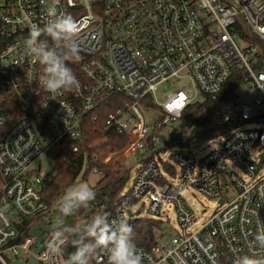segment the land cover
<instances>
[{
    "label": "built area",
    "instance_id": "1",
    "mask_svg": "<svg viewBox=\"0 0 264 264\" xmlns=\"http://www.w3.org/2000/svg\"><path fill=\"white\" fill-rule=\"evenodd\" d=\"M50 5L76 22L72 38L80 50L66 61L75 86L51 94L39 85L42 66L25 47L30 27L49 19ZM44 39L61 50L59 41ZM232 76L256 93L252 105L234 108L239 125L198 160L193 150L179 149L165 158L181 111L199 95L217 100ZM173 80L182 81V89L156 100L157 87ZM98 109L105 126L126 142L104 156L106 163L90 148L92 161L110 169L112 159L127 160L124 170L134 169L109 222L132 227L137 219H152L162 226L151 246L136 243L140 264H235L242 255L264 261V246L254 240L264 230V0H0V264L33 255L29 232L35 224L57 226L68 218L60 213V199L41 197L48 173L31 174L30 167L50 146L76 142L84 119L95 120ZM67 150L78 147L69 143ZM186 190L216 205L190 232L194 216ZM169 212L177 230L162 242ZM56 231L43 233L35 255L40 264H64L61 252L73 229L60 230L65 243L58 250ZM98 250L88 264H108L106 250Z\"/></svg>",
    "mask_w": 264,
    "mask_h": 264
},
{
    "label": "trees",
    "instance_id": "2",
    "mask_svg": "<svg viewBox=\"0 0 264 264\" xmlns=\"http://www.w3.org/2000/svg\"><path fill=\"white\" fill-rule=\"evenodd\" d=\"M236 87L237 81L233 77L222 86L221 96L217 100H211L206 96L201 101L197 100L190 103L181 111V116L174 126L170 127V136L166 144H170L173 149L191 151L206 144L211 139L221 137L225 131L236 128L239 125V120L234 113V108L239 103L237 94H235ZM94 114H97L95 120H92L93 116L84 119L80 136L76 142L64 140L60 145H52L46 151L55 165L54 174L50 176L48 174V178L41 188V197L47 203L62 198V194L74 184L79 174L82 173L81 177L84 179L89 173L96 170L101 176L93 190L95 198L83 207L75 209L73 215L69 216L80 217L86 221V224L80 230H73L69 234L68 242L61 252L63 261L75 251V244L91 243L86 230L91 217L103 214L108 219L112 216L116 200L129 179V170L115 174L105 163L99 160L92 161L93 152L90 146L102 137H105L117 149H121L126 142L125 137L118 135L111 127L105 126L106 117L102 109L96 110ZM159 132L160 130L156 131L154 135H158ZM69 143H74L78 147L76 153L67 150ZM92 147L93 151L99 154L103 148H108L104 140L98 141ZM154 154L160 161L159 152ZM109 166L113 167L112 169L118 166L123 167L115 160ZM168 171H170L169 168ZM161 227L157 220L137 219L132 225V238L135 243L142 247H149L154 242L155 233L160 231ZM98 253L99 250L96 248L89 258L96 257Z\"/></svg>",
    "mask_w": 264,
    "mask_h": 264
},
{
    "label": "clouds",
    "instance_id": "3",
    "mask_svg": "<svg viewBox=\"0 0 264 264\" xmlns=\"http://www.w3.org/2000/svg\"><path fill=\"white\" fill-rule=\"evenodd\" d=\"M47 19L44 25L33 24L29 29V36L25 47L31 61L42 66L38 73L39 85L49 94L60 90H69L76 84V77L66 61L79 56L80 50L72 38L77 30L74 19L67 14L60 15L57 9L50 5L46 9ZM44 37L61 43V50L50 47ZM95 198L94 191L86 184L71 186L64 194L58 208L64 217L72 216L75 209L83 207ZM87 235L91 243L75 244V251L70 253L64 264H88L91 254L98 247H103L107 253L108 264H140L136 253V243L132 238L133 229L125 221L109 222L103 214H97L90 219L86 226ZM63 232L57 230L52 237L58 245L65 243ZM260 246H264V230L254 236ZM52 241L49 247H52ZM235 264H264V261L251 255L240 256Z\"/></svg>",
    "mask_w": 264,
    "mask_h": 264
},
{
    "label": "rangeland",
    "instance_id": "4",
    "mask_svg": "<svg viewBox=\"0 0 264 264\" xmlns=\"http://www.w3.org/2000/svg\"><path fill=\"white\" fill-rule=\"evenodd\" d=\"M237 44H239L238 41H236ZM184 83L182 81H170L168 83H163L157 87L156 91V100L159 102H163L165 100V95L167 93H173L176 90L182 89ZM235 94H237L238 102L242 104H247V105H252L253 101L255 100L256 93L252 90L249 89L247 86L243 84H238V86L235 88ZM203 97L201 95L198 96V101H201ZM157 114H155L156 116ZM249 128H255L252 124L247 125ZM98 143V142H96ZM95 143V144H96ZM105 144H107L108 148H103L102 151L100 152L101 158H104V162H108L107 157L104 156H109L113 151L118 150L115 146H113L109 141H106ZM221 144V139L220 137H216L214 139H211L207 141L206 144H203L199 148L193 150L194 152V157L196 160L202 158L203 156H206L210 151L214 149H218ZM93 151V148H92ZM176 151V148H169L166 150L164 157L168 158L174 152ZM95 152V151H94ZM111 152V153H110ZM117 152V151H116ZM116 155V154H115ZM163 157V158H164ZM116 158V157H115ZM116 159H112L111 162ZM117 162V161H116ZM119 165L126 166L127 165V160L122 161L121 163L118 162ZM32 166L30 167L31 174H36L38 172H46L50 175L54 174L55 172V165L50 159V156L48 155L47 152H45L37 161H35ZM111 171L114 172L115 174H121L125 172L124 168L122 167H115L114 169L109 166ZM134 169H130L129 173V179L127 181V184L125 185V188L123 189V193L127 191V188L129 187L131 180H132V174H133ZM84 172V169H83ZM82 173L78 175V178L74 182L73 185L77 184H86L88 185L92 190L95 189L96 184L99 182L101 176L97 173H89V175L86 178L81 177ZM72 185V186H73ZM71 187V186H70ZM68 187L65 192L70 188ZM65 192L62 194V198H60V201L63 199V196ZM234 194L231 193L229 195V198H233ZM183 198L185 201L186 206L192 211V214L194 216V221H193V226L188 229L187 231L190 232L191 230L194 231V229H197L202 226L213 214L215 211V202L211 199H206L202 195L192 191V190H186L183 192ZM164 223H163V230L160 232V235H162L161 241L163 242L165 238L169 235L174 233L177 230V227L175 226V221L173 219L172 213L169 212L166 217H163Z\"/></svg>",
    "mask_w": 264,
    "mask_h": 264
},
{
    "label": "water",
    "instance_id": "5",
    "mask_svg": "<svg viewBox=\"0 0 264 264\" xmlns=\"http://www.w3.org/2000/svg\"><path fill=\"white\" fill-rule=\"evenodd\" d=\"M220 204L222 201L219 202ZM86 224V221L82 220L80 217L79 218H74V217H68L64 218L62 223L60 225H50V226H44L43 224L37 223L35 224L32 228L31 231L29 232V236L33 237L34 242L32 244V256L27 259V261H11L10 264H40L37 262L35 255L41 252L42 246L41 242L43 241V233H48L54 230H64L65 228H71L75 231L80 230L84 225Z\"/></svg>",
    "mask_w": 264,
    "mask_h": 264
},
{
    "label": "crops",
    "instance_id": "6",
    "mask_svg": "<svg viewBox=\"0 0 264 264\" xmlns=\"http://www.w3.org/2000/svg\"><path fill=\"white\" fill-rule=\"evenodd\" d=\"M100 140H101V139H100ZM96 142H98V141H96ZM96 142H94L93 144H95ZM93 144H92V145H93ZM92 145L90 146V147H91V149L93 148V147H92Z\"/></svg>",
    "mask_w": 264,
    "mask_h": 264
},
{
    "label": "bare ground",
    "instance_id": "7",
    "mask_svg": "<svg viewBox=\"0 0 264 264\" xmlns=\"http://www.w3.org/2000/svg\"><path fill=\"white\" fill-rule=\"evenodd\" d=\"M116 161V160H115Z\"/></svg>",
    "mask_w": 264,
    "mask_h": 264
}]
</instances>
